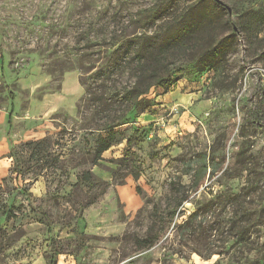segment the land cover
<instances>
[{
  "label": "rangeland",
  "instance_id": "obj_1",
  "mask_svg": "<svg viewBox=\"0 0 264 264\" xmlns=\"http://www.w3.org/2000/svg\"><path fill=\"white\" fill-rule=\"evenodd\" d=\"M160 1L0 0V264H264V0H223L237 49L151 88L95 161L81 79Z\"/></svg>",
  "mask_w": 264,
  "mask_h": 264
},
{
  "label": "trees",
  "instance_id": "obj_2",
  "mask_svg": "<svg viewBox=\"0 0 264 264\" xmlns=\"http://www.w3.org/2000/svg\"><path fill=\"white\" fill-rule=\"evenodd\" d=\"M172 3L173 0H161L147 9L142 18L132 17L143 20L144 28L153 25L155 28L117 37L107 56L110 62L95 77L99 82H93V86L81 79L85 93L78 108L91 107L97 120L93 127L98 131L95 161L116 141L121 125L142 112L153 113L154 101L147 97L151 88L160 87L166 92L177 73L189 67L201 71L213 66L219 57L237 49V35L249 25L234 21L225 5L214 0L190 2L170 15ZM224 26H229V33L218 37L219 29ZM250 115L255 121H264L261 104L254 106ZM89 174V171L83 173L85 180H89ZM201 182H195V186ZM171 212H175L174 207ZM151 237L150 230L143 239L136 240L139 245L149 247L154 242ZM58 254L53 251L48 264H57Z\"/></svg>",
  "mask_w": 264,
  "mask_h": 264
},
{
  "label": "crops",
  "instance_id": "obj_3",
  "mask_svg": "<svg viewBox=\"0 0 264 264\" xmlns=\"http://www.w3.org/2000/svg\"><path fill=\"white\" fill-rule=\"evenodd\" d=\"M61 86H62V84H61ZM61 89V88H60ZM59 94H61V93H50V94H46L45 96H44V102H47L48 103V108H49V112L51 113V112H53V111H55L56 109H57V104L56 103H53L52 102V96H54V95H57V96H60ZM81 94V93H80ZM79 94V95H80ZM78 95V94H77ZM78 95V96H79ZM76 97V96H75ZM58 98V97H57ZM49 102H50V104H49ZM68 104H70V103H68ZM59 108V107H58ZM57 264H58V256H57Z\"/></svg>",
  "mask_w": 264,
  "mask_h": 264
},
{
  "label": "water",
  "instance_id": "obj_4",
  "mask_svg": "<svg viewBox=\"0 0 264 264\" xmlns=\"http://www.w3.org/2000/svg\"><path fill=\"white\" fill-rule=\"evenodd\" d=\"M214 1H216V2H218V3H220V4L225 5L227 11H228L229 13H231V9H230V7H229L226 3H224L222 0H214ZM257 123H258L260 126H264V123H262V122H257Z\"/></svg>",
  "mask_w": 264,
  "mask_h": 264
}]
</instances>
